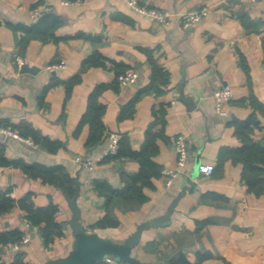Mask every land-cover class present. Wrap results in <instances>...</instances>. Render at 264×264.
<instances>
[{
    "label": "crops",
    "instance_id": "crops-1",
    "mask_svg": "<svg viewBox=\"0 0 264 264\" xmlns=\"http://www.w3.org/2000/svg\"><path fill=\"white\" fill-rule=\"evenodd\" d=\"M139 2L170 13L169 22L150 19L122 0H0V124L61 142L50 152L0 135L5 156L61 165L73 178L78 176L85 236L116 246H124L139 224L163 216L185 190L168 224L142 232L128 254L133 262L107 253L92 264H172L179 252L191 264H264V193L249 189L244 163L232 154L243 146L238 121L254 115L248 136L254 142L264 140V0ZM202 8L207 9L204 19L186 26V14ZM37 10L49 15L39 22L33 17ZM95 52L100 64L82 70ZM151 60L170 76L160 94L145 91ZM61 63L67 67H54ZM123 69L138 72L137 84H118ZM224 86L233 89L226 116L216 111L213 98ZM96 91L105 107L106 130L105 142L93 155L105 150L114 136L120 137V149L128 156L140 153L150 140V160L160 172L142 188L143 204L115 207L118 224L107 228L97 227L107 213L96 183L105 180L122 188L123 173L139 172L141 163L135 156L126 162L112 158L88 170L75 160L88 153L90 125L81 121ZM180 134L188 144L187 162L167 185L166 170L177 168L173 143ZM201 164L214 165L213 174L199 172ZM7 190L16 200L34 193L36 207L53 201L59 207L57 221L65 227L48 246L36 232L21 250L23 262L68 264L78 243L69 223L73 212L68 196L20 168L0 165V191ZM14 229L26 231L19 207L0 215V234ZM10 245L0 246V264L16 262L18 251Z\"/></svg>",
    "mask_w": 264,
    "mask_h": 264
},
{
    "label": "trees",
    "instance_id": "trees-1",
    "mask_svg": "<svg viewBox=\"0 0 264 264\" xmlns=\"http://www.w3.org/2000/svg\"><path fill=\"white\" fill-rule=\"evenodd\" d=\"M49 14L44 12L40 13L37 21L39 22ZM98 52H95L93 56L87 59L83 63L82 70H86L93 65L100 64ZM152 64V76L149 87L145 91L155 92L160 94L163 92V87L167 86L170 81L169 73L156 61L151 60ZM129 70V69H128ZM123 69L117 74L128 71ZM74 79L70 83H76ZM68 84V83H67ZM97 91L89 98V105L86 114L84 115L81 123L90 125V135L86 143L88 153L85 156H92L94 149L105 142V125L103 122V114L105 107L99 103ZM254 115L248 120L238 121L236 125V133L243 141V146L232 151L234 158L244 163L243 179L249 186L251 191H254L257 195L264 193V140L261 142H254L249 136L248 132L251 131V124L255 122ZM1 127L10 128L18 131L22 136L31 138L36 144L41 145L43 149L50 152H55L61 146V142L52 141L49 138L43 137L38 132L31 134V137L22 133L14 127L2 125ZM150 132V131H149ZM150 137V135H149ZM151 137V142H152ZM153 148L150 146V140L146 142L140 153H131L128 155L122 152L119 146V151L116 155L107 157L103 162L112 159L120 158L125 159L124 162L135 156L141 163L140 170L137 173L124 172L122 180L125 181V186L122 188H116L110 186L105 180H100L96 183L98 191L106 198L105 208L106 215L97 224V227L107 228L117 226L118 219L114 214L115 207L121 209L139 208L146 200V196L143 193L142 188L144 185H150L151 177L160 172H157L156 166L151 163L149 152ZM228 152V150H227ZM134 158V157H133ZM149 162V163H148ZM0 165L11 166L22 169V171L29 177L34 179H40L44 183H48L61 189L68 197H72L75 190V183L73 177L69 171L61 165L58 166H46L40 163H27L21 159H7L5 156V146L0 142ZM215 170V168H214ZM11 191H0V215L10 211L15 207H19L24 212V219L28 220L33 226L38 228L39 234L42 237L45 245H50L57 237L61 236L65 232V227L57 221V214L59 207L53 201H51L45 207H36L34 204V193H27L24 197L16 200L11 196ZM24 231L14 229L3 234H0V246L12 244L20 241L24 236ZM24 253L19 251L17 253L16 262L14 264H25L23 262ZM172 264H191L187 261L184 253L179 252L172 258Z\"/></svg>",
    "mask_w": 264,
    "mask_h": 264
},
{
    "label": "built area",
    "instance_id": "built-area-1",
    "mask_svg": "<svg viewBox=\"0 0 264 264\" xmlns=\"http://www.w3.org/2000/svg\"><path fill=\"white\" fill-rule=\"evenodd\" d=\"M123 2L127 3L132 9L139 12L140 14L153 19L155 21H158L160 23H168L170 19V13L159 9V8H149L145 5H142L139 0H122ZM251 2H257L259 0H248ZM63 3H68L66 1H63ZM48 8L47 5L43 6L41 9ZM206 8H202L199 11L190 12L186 14V26H191L192 24L201 22L205 15H206ZM41 12L37 10L33 13V17H36V19L39 17ZM56 69H65L67 66L66 64H56L54 65ZM139 79V74L135 70H128L124 73H121L118 76V81L121 86H131L137 84ZM233 97V89L231 86H224L221 87L213 92V98L215 103V109L216 111L222 115L226 116L228 114L227 110V104L230 102V100ZM0 135H3L5 137H12L15 139H18L22 142L34 144L31 138H27L22 136L18 131L12 130L10 128L1 127L0 126ZM120 146V137L114 136L110 142L108 147L100 152L98 155H92V156H83V155H76L75 160L81 164L84 168L88 170H93L100 162H103L107 157L114 156L118 153ZM173 148L177 156V168L174 169H168L166 170V184L171 185L173 182V179L178 175L180 170L185 166L188 158V144L186 141V137L183 134L177 135L174 139ZM214 165H205L201 164L199 165L198 169L199 172H201L204 175H212L214 172ZM26 223V231L24 233V236L21 238L20 241L12 243L10 246L16 251H21L25 246H27L33 236L37 234L36 232H39L38 228L33 226L28 220L25 219Z\"/></svg>",
    "mask_w": 264,
    "mask_h": 264
},
{
    "label": "water",
    "instance_id": "water-1",
    "mask_svg": "<svg viewBox=\"0 0 264 264\" xmlns=\"http://www.w3.org/2000/svg\"><path fill=\"white\" fill-rule=\"evenodd\" d=\"M189 103L191 100L188 101ZM75 183V190L72 197H68V204L70 209L73 212V217L70 220V225L78 236V243L76 248L72 253L68 264H92L94 261L102 259L105 254L111 253L120 256L123 260H129L133 262L132 259H129L128 254L130 253L131 248L137 246L140 242L142 232L152 226H164L168 224L172 218V214L175 211L176 206L178 205L179 200L183 197L185 190H183L169 206L167 212L160 217L151 219L149 221L143 222L137 226L136 231L126 240L124 246H116L111 242L95 239L89 240L85 236V227L81 224V210L78 205V198L80 196L81 182L79 177L76 176L73 178Z\"/></svg>",
    "mask_w": 264,
    "mask_h": 264
}]
</instances>
